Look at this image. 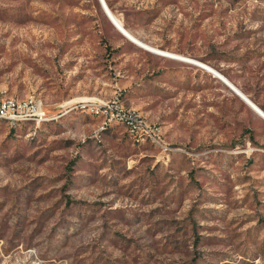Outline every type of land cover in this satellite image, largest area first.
<instances>
[{
	"label": "rangeland",
	"instance_id": "374dc122",
	"mask_svg": "<svg viewBox=\"0 0 264 264\" xmlns=\"http://www.w3.org/2000/svg\"><path fill=\"white\" fill-rule=\"evenodd\" d=\"M105 1L264 110V0ZM31 94L47 119L0 121V264H264V119L205 67L100 0H0V96Z\"/></svg>",
	"mask_w": 264,
	"mask_h": 264
},
{
	"label": "built area",
	"instance_id": "2783aa9c",
	"mask_svg": "<svg viewBox=\"0 0 264 264\" xmlns=\"http://www.w3.org/2000/svg\"><path fill=\"white\" fill-rule=\"evenodd\" d=\"M81 105L89 106L90 111L102 117L105 124L113 121H124L131 128H139L146 131L149 128V125L140 114L118 108V106L109 101H86ZM25 119H47V112L39 96L31 94L24 99H16L12 96H0V121L4 120L13 124Z\"/></svg>",
	"mask_w": 264,
	"mask_h": 264
},
{
	"label": "bare ground",
	"instance_id": "6f19581e",
	"mask_svg": "<svg viewBox=\"0 0 264 264\" xmlns=\"http://www.w3.org/2000/svg\"><path fill=\"white\" fill-rule=\"evenodd\" d=\"M104 3L106 4V7L110 13V15L106 12V14L113 20V22L115 23V25L118 27V29L120 30L121 33H123L125 36H127L128 38H131L134 42H136L137 44L139 45H142L144 47H147V48H150L151 50H155L156 52L160 53V54H163V55H167V56H172L174 57L175 59H179V60H183V61H186V62H190V63H193V64H200L202 65L203 67H205L206 70L210 71L214 76L220 78L221 80H225L226 82H228L229 84H232L233 86H235L237 88V90H239V92H241V94H243L244 96L247 97L246 94H244V92L242 90H240L233 82H231L225 75H223L221 72H219L218 70L212 68L211 66L201 62V61H198L192 57H189V56H185L183 54H178V53H173V52H169L167 50H163V49H159V48H156V47H153L145 42H143L142 40L138 39L136 36H134L125 26L124 24L121 22V20L112 12V10L108 7L106 1L104 0ZM102 5V3H101ZM241 98V97H240ZM242 99V98H241ZM252 101V100H251ZM252 103L254 104V102L252 101ZM255 105V104H254ZM253 108V107H252ZM253 110L258 114L260 115L263 119H264V110H262L260 107H259V110L262 112L260 113L259 111H257L256 109L253 108Z\"/></svg>",
	"mask_w": 264,
	"mask_h": 264
},
{
	"label": "water",
	"instance_id": "95a60500",
	"mask_svg": "<svg viewBox=\"0 0 264 264\" xmlns=\"http://www.w3.org/2000/svg\"><path fill=\"white\" fill-rule=\"evenodd\" d=\"M100 2L102 3V7L105 9V11L110 15L106 4L104 3V0H100ZM236 95H238L239 97H241L244 101H246L251 107H253L254 109H256L257 111H259L260 113H262L259 110V106L249 97V96H244L243 94H241V92H239V90H237V88L235 86H233L232 84H229L228 82H226L225 80H222ZM254 102V104L252 103V101ZM261 108V107H260ZM262 109V108H261Z\"/></svg>",
	"mask_w": 264,
	"mask_h": 264
},
{
	"label": "crops",
	"instance_id": "0c3cea01",
	"mask_svg": "<svg viewBox=\"0 0 264 264\" xmlns=\"http://www.w3.org/2000/svg\"><path fill=\"white\" fill-rule=\"evenodd\" d=\"M109 7V6H108ZM105 12V11H104ZM106 13V12H105ZM107 15V14H106ZM108 16V15H107ZM108 18L110 19V22H112L113 24H114V26L116 27V28H118L116 25H115V23L113 22V20L108 16ZM121 33V32H120ZM124 35V34H123ZM125 36V35H124ZM125 37H127V36H125ZM128 38V37H127ZM130 41H132L133 43H135V44H137L136 42H134L131 38H128ZM138 46H140V47H142V48H145V49H147V50H150V51H152V52H154V53H157V54H160V53H158V52H156L155 50H151L150 48H147V47H144V46H142V45H139V44H137ZM160 55H163V54H160ZM163 56H167V55H163ZM167 57H170V58H173V59H175L174 57H172V56H167ZM223 75H225L224 73H222ZM226 76V75H225ZM227 77V76H226ZM218 78V77H217ZM228 78V77H227ZM220 79V78H219ZM229 79V78H228ZM221 80V79H220ZM230 81H231V79H229ZM222 81V80H221ZM223 82V81H222ZM231 82H233V81H231ZM224 83V82H223ZM234 83V82H233ZM225 84V83H224ZM235 84V83H234ZM226 85V84H225ZM236 85V84H235ZM227 86V85H226ZM237 86V85H236ZM228 87V86H227ZM238 87V86H237ZM229 88V87H228ZM239 88V87H238ZM230 89V88H229ZM240 89V88H239ZM241 90V89H240ZM245 94V93H244ZM238 96V95H237ZM248 96V95H247ZM245 103L251 108V109H253L246 101H245Z\"/></svg>",
	"mask_w": 264,
	"mask_h": 264
}]
</instances>
